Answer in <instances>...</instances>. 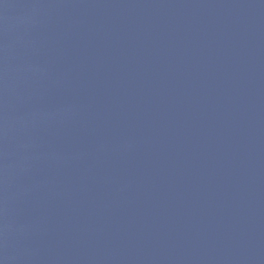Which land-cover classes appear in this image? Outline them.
Listing matches in <instances>:
<instances>
[{"label": "water", "instance_id": "water-1", "mask_svg": "<svg viewBox=\"0 0 264 264\" xmlns=\"http://www.w3.org/2000/svg\"><path fill=\"white\" fill-rule=\"evenodd\" d=\"M0 264H264V0H0Z\"/></svg>", "mask_w": 264, "mask_h": 264}]
</instances>
